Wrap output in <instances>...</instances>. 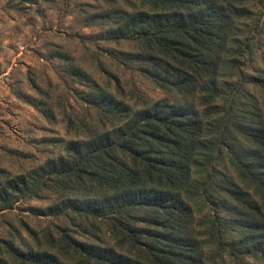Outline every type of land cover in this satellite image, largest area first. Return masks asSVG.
<instances>
[{"label":"trees","instance_id":"obj_1","mask_svg":"<svg viewBox=\"0 0 264 264\" xmlns=\"http://www.w3.org/2000/svg\"><path fill=\"white\" fill-rule=\"evenodd\" d=\"M103 1L85 25L131 44L118 63L166 96L71 67L79 137L33 172L0 169V213L49 198L53 224L34 246L2 240L0 264H264V40L246 23L264 0Z\"/></svg>","mask_w":264,"mask_h":264},{"label":"rangeland","instance_id":"obj_2","mask_svg":"<svg viewBox=\"0 0 264 264\" xmlns=\"http://www.w3.org/2000/svg\"><path fill=\"white\" fill-rule=\"evenodd\" d=\"M107 7L103 0H0V169L12 177L60 156L63 147L57 141L79 137L69 128L68 118L85 116L77 96L84 88L72 80L71 67L102 87L109 83L113 92L115 80L106 70L119 76L126 92L138 89L155 99L166 96L134 69L118 63V53L133 51L131 44L103 41L107 27L85 25L88 15ZM246 23L247 35L257 28L264 40V9L259 4ZM56 54L66 59L53 58ZM38 102L52 119L36 108ZM51 204L49 198L33 199L1 212L0 242L34 246L29 231L43 238L53 224L43 216Z\"/></svg>","mask_w":264,"mask_h":264}]
</instances>
